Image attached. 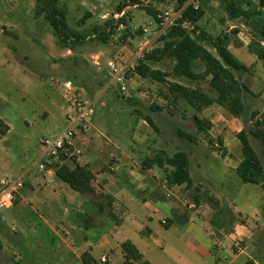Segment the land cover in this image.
Here are the masks:
<instances>
[{
  "label": "rangeland",
  "instance_id": "rangeland-1",
  "mask_svg": "<svg viewBox=\"0 0 264 264\" xmlns=\"http://www.w3.org/2000/svg\"><path fill=\"white\" fill-rule=\"evenodd\" d=\"M59 1L67 8L68 25L81 31L114 22L118 19L115 15L122 4V0ZM137 1L139 4L125 8V23L117 27L106 42L88 38L84 46L71 50L59 44L44 15H36V0H0V180L4 177H22L27 197L40 201H33L32 206L20 203L9 214L8 211H0L1 264H26L17 262L16 254H22L26 259L29 251L44 255L33 264H55L56 255L47 251L48 247L57 243V239L37 215L39 213L46 218L44 203L50 190L45 186L48 182L46 171L40 169L39 164L41 141L56 135L66 126L68 106L67 93L63 88L65 80H71L83 88L84 95L93 102L94 114L88 127L78 130L76 148L72 154L66 155L63 160L55 159L46 168L54 170L55 166L64 164V160L70 163L69 159L83 155L85 147L94 150L98 143L107 151L115 149L110 144H117L122 149L141 150L146 157L152 158L161 152L168 156L186 152L193 186H196L193 197L214 209V235L222 240L220 233L228 234L233 225L244 223L248 227H255L254 242L264 246V213L255 217L251 210L260 202L256 197H264L263 189L259 185L244 183L237 173H225L221 165L211 168L209 164L225 157L234 164L242 158L239 136L246 135L243 133L244 121L218 104L197 111L184 101L174 102L167 85L143 78L134 70H128L122 80L113 82L108 69L109 60L134 64L141 43L149 42L148 52L162 45L161 35L164 31L159 30L154 17L142 7H151L161 15L166 10L175 11L178 0ZM252 1L257 5L259 0ZM198 4L205 14L200 27L214 37L225 34L232 21L228 19L224 0H200ZM244 28L245 31L238 33L241 32L250 44L252 31L247 26ZM208 49L216 54L212 48ZM145 57L146 53L142 59ZM175 64L172 58L165 57L150 65L167 75L168 82L200 90L209 97L216 96L210 78L191 80L175 76ZM259 65L264 68L263 62L260 61ZM254 69L242 74V81L257 95L256 98L245 96L250 112L264 108V70L256 65ZM202 70V63L195 62L194 72L199 76ZM194 116L212 125L207 135L198 132ZM147 118L152 120L153 125L147 122ZM141 124L146 129L137 134ZM252 124L248 123V127ZM179 131L195 136L196 141L181 137ZM210 139L213 140L212 144ZM250 143L264 167V149L260 141L250 137ZM165 170L161 168L160 172L163 180H166ZM30 185H35L36 192L30 189ZM96 195L104 194L98 190ZM94 197L89 196V199ZM52 203L57 217L65 215L63 202ZM74 209V206L67 208L71 211V214L64 216L67 220L70 219L68 216L74 217ZM52 222L50 225H53ZM155 222L159 224L157 219ZM76 225L82 229L81 223ZM14 232L22 243L16 250L10 240ZM159 243L167 252H171L172 247H179L184 256L193 257L189 248L184 243L178 246L175 238L162 226ZM228 250L229 254H233L232 247L229 246ZM1 252L7 257L5 261L1 260ZM101 253L105 251L96 250L93 258L99 260ZM215 255L223 260L227 257L221 250Z\"/></svg>",
  "mask_w": 264,
  "mask_h": 264
},
{
  "label": "crops",
  "instance_id": "crops-1",
  "mask_svg": "<svg viewBox=\"0 0 264 264\" xmlns=\"http://www.w3.org/2000/svg\"><path fill=\"white\" fill-rule=\"evenodd\" d=\"M187 3L200 7V0H189ZM235 28L237 26L230 23L225 33L229 51L248 68L247 73L253 72L255 65L264 70L259 65L261 60L249 48V42L242 37V33H233ZM240 30L245 31L243 25ZM257 111L263 114L264 108L263 112ZM145 129L141 124L137 134ZM110 146L115 149L107 151L100 143L94 150L87 146V152L84 151L82 156L69 159L70 163L64 160V164L69 167L77 164L92 173L96 196L92 199L78 195L52 168L44 170L48 180L45 186L50 189L44 203L47 213L46 218L39 213L37 215L57 239V243L48 247L47 251L56 255L55 264H85L83 254L91 258L92 264H264V246L254 242L255 227H248L244 223L233 225L228 234L220 233L222 240H219L213 233L214 209L208 203H199L196 196L193 197L196 195L193 193L195 184L190 187L186 184H169L161 179L160 172L163 168L168 173L171 167L158 164L149 166L145 162L153 158L146 157L141 150L122 149L117 144ZM241 159L232 164L225 157L220 161H210L209 164L211 168L221 165L225 173L233 174L237 173L236 168ZM29 187L34 191L35 185ZM25 189L23 187L18 193L16 204L4 211L9 214L20 203L29 206H32L33 201L40 203L35 197H27ZM260 189L263 188L260 186ZM98 190L104 195H96ZM256 199L260 202L251 209L255 217L264 213V197L259 195ZM52 202H63L65 215L57 217ZM72 206L75 207L72 211L74 217L68 216L70 219L67 220L64 216L71 214L67 208ZM155 219L159 224H156ZM50 221H53V225H50ZM163 221L166 223L163 224ZM77 223H81L82 229ZM161 226L175 238L178 246L184 243L193 257L184 256L179 247H172L173 243L172 251L167 252L159 243ZM11 235L10 240L16 250L22 243L15 232ZM229 246L233 248V254L228 253ZM96 250L105 251L100 254L99 260L93 258ZM220 250L227 254L224 260L215 255ZM43 256L29 251L26 259L22 254H16V259L19 263L33 264ZM102 258L106 262H102ZM197 258L201 261L198 262Z\"/></svg>",
  "mask_w": 264,
  "mask_h": 264
},
{
  "label": "trees",
  "instance_id": "trees-1",
  "mask_svg": "<svg viewBox=\"0 0 264 264\" xmlns=\"http://www.w3.org/2000/svg\"><path fill=\"white\" fill-rule=\"evenodd\" d=\"M188 1H177L175 8L181 10L180 16L161 35V47L147 52L145 59L137 62L134 73L167 85L174 102L184 101L197 111L218 104L232 116L243 120L245 124L243 133L246 135L240 134L239 136L242 159L236 168V172L244 183L260 185L264 190V167L250 143V137H253L260 141L264 149V114L255 110L250 112L246 105V95L253 98L257 97L242 81V74L249 70L227 48L228 36L226 34L214 37L199 26L204 11L200 7L187 3ZM136 4H139L137 0H122V4L118 7V13L127 6ZM224 5L228 19L237 26L233 29V33H238L242 25L251 29L249 48L264 63V0H259L257 5L252 0H224ZM142 9L147 10L148 14L154 17L156 23L160 21V14L154 9L148 6L142 7ZM35 12L37 16L44 15L54 30L59 44L63 48L71 50L84 46L88 38L106 42L117 27L125 23L123 19L127 16L126 12L123 17L114 22L110 21L105 26L95 25L87 31H81L68 25L67 8L59 0H36ZM119 20H123V22H119ZM208 47L212 48L216 54H213ZM165 57L172 58L176 62L173 69L175 76L186 77L191 80L210 78V85L216 90V96L209 97L200 90L176 82H168L167 75L153 69L150 65L151 62L159 61ZM197 61L203 65L202 74L199 76L194 72V63ZM194 121L198 132L207 135L211 124L205 123L198 116H194ZM147 122L153 125L150 118H147ZM250 122L253 124L248 127ZM179 135L191 142L196 141V137L189 133L179 131ZM209 142L212 144L213 140L210 139ZM64 157L66 155L63 153L59 156L62 160L66 159ZM145 163L149 166L158 164L161 167H171V170L166 174V181L169 184H186L187 187L193 185L189 155L186 152H177L173 156L161 152L155 158L147 159ZM54 171L74 191L87 197L94 196L93 175L85 167L75 164L71 168L65 164H59L55 166ZM82 260L85 264H92L91 258L89 259L86 254H83Z\"/></svg>",
  "mask_w": 264,
  "mask_h": 264
},
{
  "label": "built area",
  "instance_id": "built-area-1",
  "mask_svg": "<svg viewBox=\"0 0 264 264\" xmlns=\"http://www.w3.org/2000/svg\"><path fill=\"white\" fill-rule=\"evenodd\" d=\"M180 11H164L159 16L160 21L157 22L159 30L165 32L180 16ZM126 12L127 9H124L122 12L116 14L115 17L121 18ZM147 30V28L144 29L145 32ZM148 44L149 42L146 41L139 45L134 58V64L117 63L114 60L108 62V69L113 77V82L122 80L128 70H134L137 62L148 52ZM63 88L67 93L68 110L66 114V126L56 135L46 137L41 141L42 153L40 155L39 168L42 170H47L46 165L52 163L55 159H59L62 153L65 155L72 154V151L76 148L78 130L86 129L92 121L94 114L93 102L84 95L83 88L71 80H65ZM122 89L125 90L124 87ZM23 187L24 182L22 177H4L0 180V211L7 210L14 205L16 197ZM165 223L166 221H163V224ZM101 261L106 262V259L102 258Z\"/></svg>",
  "mask_w": 264,
  "mask_h": 264
},
{
  "label": "water",
  "instance_id": "water-1",
  "mask_svg": "<svg viewBox=\"0 0 264 264\" xmlns=\"http://www.w3.org/2000/svg\"><path fill=\"white\" fill-rule=\"evenodd\" d=\"M4 33H5V34H8L7 32H4ZM1 256H2V257H1V260H2V261H5V260L7 259V257L5 256V254L2 253V252H1Z\"/></svg>",
  "mask_w": 264,
  "mask_h": 264
}]
</instances>
